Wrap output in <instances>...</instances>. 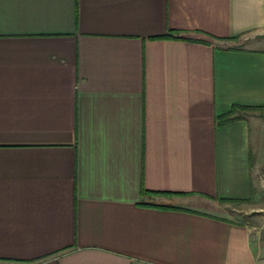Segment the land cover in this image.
<instances>
[{"label":"crops","instance_id":"obj_1","mask_svg":"<svg viewBox=\"0 0 264 264\" xmlns=\"http://www.w3.org/2000/svg\"><path fill=\"white\" fill-rule=\"evenodd\" d=\"M263 33L264 0H0V264H264Z\"/></svg>","mask_w":264,"mask_h":264},{"label":"rangeland","instance_id":"obj_2","mask_svg":"<svg viewBox=\"0 0 264 264\" xmlns=\"http://www.w3.org/2000/svg\"><path fill=\"white\" fill-rule=\"evenodd\" d=\"M253 38H264V33L262 35L249 34L247 36H243L242 38H240V40H238L237 43L245 45L248 44L251 40H253ZM261 206L264 208V199L261 200ZM261 212H263L264 214V209L261 210ZM261 225H264V219L261 221Z\"/></svg>","mask_w":264,"mask_h":264},{"label":"trees","instance_id":"obj_3","mask_svg":"<svg viewBox=\"0 0 264 264\" xmlns=\"http://www.w3.org/2000/svg\"><path fill=\"white\" fill-rule=\"evenodd\" d=\"M147 194H149V192ZM157 194H159V193H157Z\"/></svg>","mask_w":264,"mask_h":264}]
</instances>
